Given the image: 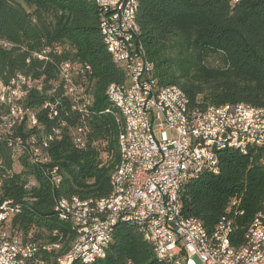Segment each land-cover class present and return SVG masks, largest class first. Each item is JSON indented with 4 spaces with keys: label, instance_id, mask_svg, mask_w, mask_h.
Listing matches in <instances>:
<instances>
[{
    "label": "trees",
    "instance_id": "trees-1",
    "mask_svg": "<svg viewBox=\"0 0 264 264\" xmlns=\"http://www.w3.org/2000/svg\"><path fill=\"white\" fill-rule=\"evenodd\" d=\"M138 1L140 35L160 85L180 86L191 107L202 111L224 104L264 106V0ZM212 56L217 66L208 64ZM65 63L75 65L74 84L86 88L87 113L66 93ZM21 76L32 82L19 85L26 91L15 101L22 115L16 118L12 105L0 101V205L20 203L15 225L67 250L77 232L56 214L57 201L109 197L121 161L125 119L107 91L114 83L126 85L127 74L104 42L97 5L0 0V86L17 87ZM79 127L85 128L84 147L74 140ZM263 155L264 146L246 153L220 150L219 172H200L182 188V214L198 218L208 231L226 216L233 223L231 246L241 248L252 221L264 213ZM91 264L175 262L157 257L137 225L121 222L106 255Z\"/></svg>",
    "mask_w": 264,
    "mask_h": 264
},
{
    "label": "built area",
    "instance_id": "built-area-1",
    "mask_svg": "<svg viewBox=\"0 0 264 264\" xmlns=\"http://www.w3.org/2000/svg\"><path fill=\"white\" fill-rule=\"evenodd\" d=\"M90 1L99 8L104 42L113 61L127 74L126 85L114 83L107 91L125 119L113 192L100 200L74 196L57 201L56 214L73 223L77 232L67 250L61 242L33 239L31 232L15 225L22 205L4 201L0 205V264H91L106 255V246L121 222L137 225L155 255L175 264H264V213L252 221L246 244L235 248L229 218L224 216L208 231L198 218L182 214L180 199L191 177L203 171L219 172L220 150L234 147L246 153L251 146H264V106L238 103L205 111L192 108L180 86H162L155 77L137 23L139 1ZM74 68L71 63L62 66L66 93L87 113L86 88L70 77ZM31 83L21 76L17 87L0 86V101L12 105L16 118L23 109L15 101L26 94L19 85L30 87ZM74 140L77 146H85V128L76 130ZM52 174L60 180L56 170ZM48 252L55 253L54 257L49 259Z\"/></svg>",
    "mask_w": 264,
    "mask_h": 264
},
{
    "label": "rangeland",
    "instance_id": "rangeland-1",
    "mask_svg": "<svg viewBox=\"0 0 264 264\" xmlns=\"http://www.w3.org/2000/svg\"><path fill=\"white\" fill-rule=\"evenodd\" d=\"M208 64L217 66L218 65V57H214V56L210 57L208 60ZM18 169H20V167L17 165V170Z\"/></svg>",
    "mask_w": 264,
    "mask_h": 264
}]
</instances>
